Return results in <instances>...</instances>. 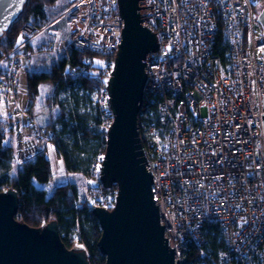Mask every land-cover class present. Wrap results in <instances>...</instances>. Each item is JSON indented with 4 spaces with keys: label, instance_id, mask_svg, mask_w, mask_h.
I'll use <instances>...</instances> for the list:
<instances>
[{
    "label": "built area",
    "instance_id": "obj_1",
    "mask_svg": "<svg viewBox=\"0 0 264 264\" xmlns=\"http://www.w3.org/2000/svg\"><path fill=\"white\" fill-rule=\"evenodd\" d=\"M64 3L68 47L103 58L95 71L84 58L66 73L74 81L88 76L96 82L106 136L112 122L106 83L122 30L117 0ZM150 6L140 13L158 50L146 57L137 125L167 246L178 264H186L189 244L203 247L206 227L214 224L224 240L218 264H264V43L256 9L249 0H143L140 8ZM40 33L26 23L15 47L0 56V100L23 120L16 134L17 168L53 147L55 136L16 104L19 70ZM102 159L91 170L96 181ZM87 179L80 205L110 211L116 190ZM74 250L88 257L80 241ZM201 257L198 264H207L203 251Z\"/></svg>",
    "mask_w": 264,
    "mask_h": 264
},
{
    "label": "water",
    "instance_id": "obj_2",
    "mask_svg": "<svg viewBox=\"0 0 264 264\" xmlns=\"http://www.w3.org/2000/svg\"><path fill=\"white\" fill-rule=\"evenodd\" d=\"M143 0H117L122 30L106 83L112 122L106 132L99 171L104 188L116 187L110 211L91 210L100 229L97 243L105 264H178L159 224L156 197L139 140L137 115L146 82V57L157 52L154 33L143 27ZM26 0H0V39L22 12ZM264 43V8L256 18ZM263 75H264V50ZM264 92V84H263ZM264 135V95L262 96ZM17 194L0 193V264H89L82 251L68 250L60 240L56 221L39 229L16 220Z\"/></svg>",
    "mask_w": 264,
    "mask_h": 264
},
{
    "label": "trees",
    "instance_id": "obj_3",
    "mask_svg": "<svg viewBox=\"0 0 264 264\" xmlns=\"http://www.w3.org/2000/svg\"><path fill=\"white\" fill-rule=\"evenodd\" d=\"M259 2L264 3V0ZM56 3L57 0H26L22 12L0 39V56L15 47L21 38L20 30L26 23L38 29L49 24L48 22L53 19L51 8ZM253 7L258 14V6L254 4ZM28 48L30 49V45ZM66 54L64 59L53 63L46 72L36 70L27 73V92L32 100L38 95L39 85L44 82L52 84L51 97L48 100L53 104L57 103L58 94L68 87L78 86L86 93H93L96 85L94 79L85 76L74 81L67 75L66 67H74L87 58L90 61L87 65L89 71H95L96 66L92 64V58L96 55L88 52L78 53L70 47H67ZM154 106V104L150 105L152 112ZM60 117L66 118L63 113ZM100 117L101 110L97 103L94 104L92 117L79 115L77 112L72 113L69 119L64 120L62 129L63 134L70 135L71 143H63L57 138L56 133L52 139L53 147L62 159L66 172L89 178L96 186L100 184L91 176V170L97 160L103 158L106 145V136L100 131L102 125ZM12 125L11 119L6 122L0 121V193L11 189L17 194L16 220L33 229H39L51 221H56L60 240L68 250H74L76 242L80 241L88 252L89 264H105V258L97 247L100 229L92 215V205L86 203L80 205V194L73 184L56 187L50 196L39 187L47 184L52 178V169L46 152L24 163L13 172L15 148L11 139ZM44 126L54 130L50 122ZM112 188L116 190L115 186ZM223 248L222 235L216 225L210 224L206 227V244L197 247L190 243L185 254V263H200L203 260L201 257L203 251L207 256L204 257L207 264H218V255Z\"/></svg>",
    "mask_w": 264,
    "mask_h": 264
},
{
    "label": "rangeland",
    "instance_id": "obj_4",
    "mask_svg": "<svg viewBox=\"0 0 264 264\" xmlns=\"http://www.w3.org/2000/svg\"><path fill=\"white\" fill-rule=\"evenodd\" d=\"M249 1L253 5L258 6V13L264 8V3L259 2V0ZM51 11L53 19L41 29V32L42 30L49 29L33 41V45L41 44L40 46H44L48 44L51 49L47 51L40 49L39 52H32L33 55L31 53V56L23 61L22 67L19 70V80L16 87V104L20 111L33 114L39 124L46 125L50 122L53 125L57 138L63 143L70 144V135L62 133L64 120L69 119L72 113L76 112L79 115L92 117L94 114L96 95L94 93H86L78 86H72L61 91L57 96V103L53 104L48 100L51 97L52 91V84L50 82H44L39 85L38 95L33 100L27 92V73L35 72L36 70L46 72L53 63L59 62V59H64L67 55L69 28L63 17L65 11L64 0H57V3L51 8ZM92 61L95 66H101L103 64V58L99 56L92 58ZM62 113L66 118L63 119L60 117ZM9 119H11L13 124L11 126L13 127L11 139L14 141L15 148L16 134L19 132L20 124H22L23 120L20 115H14L11 105L0 100V121L6 122ZM46 154L51 165L52 178L47 184L39 185V187L46 191L47 196H50L56 187L73 184L80 194V200H82L85 197V181L87 178L82 175L67 173L63 161L56 154L54 147H49ZM16 168L14 166L12 169L13 172L17 170ZM90 183L93 184V181Z\"/></svg>",
    "mask_w": 264,
    "mask_h": 264
},
{
    "label": "crops",
    "instance_id": "obj_5",
    "mask_svg": "<svg viewBox=\"0 0 264 264\" xmlns=\"http://www.w3.org/2000/svg\"><path fill=\"white\" fill-rule=\"evenodd\" d=\"M48 29H49V28H48ZM48 29H46L45 31H47ZM45 31L42 30V32H41L38 36H40L41 34H43ZM38 36H37V37H38ZM37 37H36V38H37ZM36 38H35V39H36ZM35 39H34V40H35ZM34 40H33V41H34ZM33 41L30 43V51H31V53H32V52H35V51H36V52H39L40 49H42V50L45 49V51H47L48 49H51V47H49L48 44H46V45H44V46H40L41 44H35V45H33ZM45 51H44V52H45ZM32 55H33V53H32ZM75 175H77V174H75ZM78 175H80V174H78Z\"/></svg>",
    "mask_w": 264,
    "mask_h": 264
}]
</instances>
